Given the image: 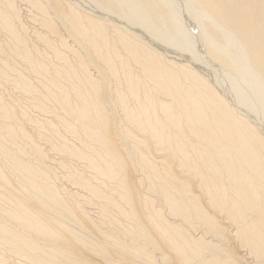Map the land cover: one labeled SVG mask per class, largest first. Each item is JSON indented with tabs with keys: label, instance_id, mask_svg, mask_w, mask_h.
I'll list each match as a JSON object with an SVG mask.
<instances>
[{
	"label": "bare ground",
	"instance_id": "obj_1",
	"mask_svg": "<svg viewBox=\"0 0 264 264\" xmlns=\"http://www.w3.org/2000/svg\"><path fill=\"white\" fill-rule=\"evenodd\" d=\"M185 1L0 0V264H264V0Z\"/></svg>",
	"mask_w": 264,
	"mask_h": 264
},
{
	"label": "rangeland",
	"instance_id": "obj_2",
	"mask_svg": "<svg viewBox=\"0 0 264 264\" xmlns=\"http://www.w3.org/2000/svg\"><path fill=\"white\" fill-rule=\"evenodd\" d=\"M174 3H175V5L177 6V8H178V10L180 11V15L182 16V20H183V22H184V25H185V28H187V31H188V29H189V39L191 40V42H193L192 44L194 45V46H197V47H199V44H198V38L197 37H195L194 38V35H193V28H192V25H191V22H190V19L186 16V10H185V8H186V1L185 0H172ZM22 24L23 25H25L26 27H28L29 29L28 30H32V25L30 24V21H28V18L26 17V15L23 13V15H22ZM33 42V41H32ZM35 44V43H34ZM197 49V48H196ZM200 49V53H201V47L199 48ZM1 82V81H0ZM3 86H1V88H2ZM7 88H9V86H6V87H4V90L5 89H7ZM10 89V88H9ZM10 92H12L11 90H9ZM14 94V95H13ZM12 96H15V98L14 97H12L13 99H16V100H18V102H20V103H23L22 104V106H24V107H28V101L27 100H25L22 96H20V95H18V94H15V92H12ZM19 96V97H18ZM17 97V98H16ZM19 99H21V100H19ZM31 108V107H30ZM34 110V111H33ZM30 111H31V113H30ZM37 110L36 109H31V110H29V113L31 114V116L33 115V117L35 118V116L37 117V115H38V111L36 112ZM35 113V114H34ZM35 115V116H34ZM31 128V126H28V129H30ZM33 129L31 128V131H32ZM43 141H41V143H42ZM58 171H60L59 172V174H60V176L61 177H63L64 175H65V172L63 171V170H59L58 169ZM64 173V174H63ZM65 182V180H62V182L61 183H64ZM18 186V185H17ZM18 188H20V189H22L21 187H20V185L18 186ZM93 216H94V219L96 220V221H98V215H97V213H94L93 214Z\"/></svg>",
	"mask_w": 264,
	"mask_h": 264
}]
</instances>
